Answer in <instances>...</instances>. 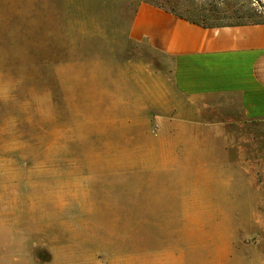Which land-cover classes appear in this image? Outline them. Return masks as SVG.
Returning <instances> with one entry per match:
<instances>
[{"label": "rangeland", "instance_id": "374dc122", "mask_svg": "<svg viewBox=\"0 0 264 264\" xmlns=\"http://www.w3.org/2000/svg\"><path fill=\"white\" fill-rule=\"evenodd\" d=\"M140 2L264 20V0H0V264H264V123L173 97L171 60L129 36Z\"/></svg>", "mask_w": 264, "mask_h": 264}, {"label": "crops", "instance_id": "0c3cea01", "mask_svg": "<svg viewBox=\"0 0 264 264\" xmlns=\"http://www.w3.org/2000/svg\"><path fill=\"white\" fill-rule=\"evenodd\" d=\"M129 36L171 60L173 97H229L238 119L264 123V23L205 27L140 2Z\"/></svg>", "mask_w": 264, "mask_h": 264}, {"label": "trees", "instance_id": "16d2710c", "mask_svg": "<svg viewBox=\"0 0 264 264\" xmlns=\"http://www.w3.org/2000/svg\"><path fill=\"white\" fill-rule=\"evenodd\" d=\"M182 17V16H181ZM241 16H235L234 18L238 19L240 18ZM185 18V17H183ZM193 23H196V24H199V25H202V26H205V27H222V26H218V25H210V24H206L204 22H201V21H198V20H193V19H189V18H185ZM257 23H264V20H252V21H248V22H239V23H236V24H232V25H223V26H233V25H242V24H257Z\"/></svg>", "mask_w": 264, "mask_h": 264}]
</instances>
